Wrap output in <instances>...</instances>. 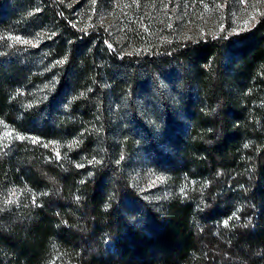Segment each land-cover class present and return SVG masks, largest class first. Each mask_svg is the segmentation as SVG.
Returning a JSON list of instances; mask_svg holds the SVG:
<instances>
[{"label": "trees", "instance_id": "16d2710c", "mask_svg": "<svg viewBox=\"0 0 264 264\" xmlns=\"http://www.w3.org/2000/svg\"><path fill=\"white\" fill-rule=\"evenodd\" d=\"M113 1L0 0V264H264V15L163 39Z\"/></svg>", "mask_w": 264, "mask_h": 264}, {"label": "rangeland", "instance_id": "374dc122", "mask_svg": "<svg viewBox=\"0 0 264 264\" xmlns=\"http://www.w3.org/2000/svg\"><path fill=\"white\" fill-rule=\"evenodd\" d=\"M68 4L83 0H64ZM94 1V0H92ZM113 1V0H112ZM114 2V3H113ZM98 16V23L113 27L148 11L147 20L163 30V39L236 34L264 15V0H115ZM88 7L92 8L90 3ZM93 15V10L88 16ZM86 24V22H84ZM84 24V25H85Z\"/></svg>", "mask_w": 264, "mask_h": 264}, {"label": "snow or ice", "instance_id": "6c2138e0", "mask_svg": "<svg viewBox=\"0 0 264 264\" xmlns=\"http://www.w3.org/2000/svg\"><path fill=\"white\" fill-rule=\"evenodd\" d=\"M17 40L21 43H30V41L27 40H20L19 38H17ZM60 63H62V61H60Z\"/></svg>", "mask_w": 264, "mask_h": 264}]
</instances>
